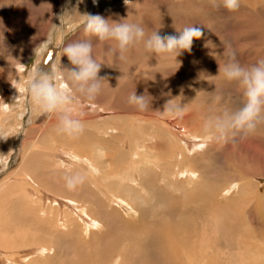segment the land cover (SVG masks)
<instances>
[{
  "label": "rangeland",
  "instance_id": "obj_1",
  "mask_svg": "<svg viewBox=\"0 0 264 264\" xmlns=\"http://www.w3.org/2000/svg\"><path fill=\"white\" fill-rule=\"evenodd\" d=\"M87 1L0 0V43L6 30L5 43L11 52L0 56V60H10L14 67L21 65V80L14 83L16 89L8 86L0 95V107L7 106L6 113L1 110L0 127L10 130L0 144V153L10 158L6 176L11 183L6 190L14 193L15 200L13 204L4 202L2 213L10 214L12 222L8 227L12 229L8 234L17 237L16 242L3 246L4 252L8 253L9 248L12 254L21 255L39 242L49 248L43 254L32 251L24 263L28 260L27 264H264V123L247 135H232L231 129L226 130L229 113L243 102V85L224 79L218 71L229 47L246 65L264 58V0H240L235 11L218 6L219 0L215 3L136 0L132 13H128L130 7L124 0H104L99 10L90 14H101L111 7L120 15L118 20L139 23L148 32L160 27L161 35H178V30L196 24L203 35L194 39L191 51L177 58L178 68L179 62L172 58L155 54L147 57L148 68L154 71L150 74L157 72L156 82L165 80L163 85L153 86L152 82L144 88L143 83L134 79L129 84L128 76L121 84V79L107 67L109 74L100 69L99 74L105 77L104 87L92 101L118 110L111 120H98L106 121V129L95 131L84 125L78 135L69 136L58 130L59 122L46 127L39 144L47 145L51 137L55 147L63 141L78 140L82 151L102 171L97 180H91L83 167L78 166H87L88 161L70 159L71 152L65 166L40 153L36 156L31 152L22 159L19 148L22 162L14 157L17 134L27 131L26 137H31L33 122L44 125L55 117L54 113L40 115L30 96L22 90L37 62L56 83L52 66L60 49L55 44L47 46L52 23H59L58 15L65 9L71 11L75 7L85 13ZM118 2H122L119 6L124 9H116ZM80 13L73 9L74 19L66 27V43L95 41L94 55L101 48L98 59L108 63L113 55L106 49L108 45L87 35L83 26H75L84 19ZM77 31L80 32L75 35ZM28 47L31 50L26 52ZM132 49L144 50L138 45ZM20 59L23 62L17 65ZM4 69L14 72L11 79L14 82L15 69L10 66ZM64 74L69 77L67 70ZM8 82L0 81V86ZM133 90L152 98L149 108L140 110L129 102ZM22 93L26 96L18 97ZM169 99V103L181 102L182 117H174L164 109ZM75 113L79 118L85 115ZM108 114L111 113L106 109L98 118ZM136 114L146 120L129 119ZM127 125H130L128 135L105 140L109 131H117L112 126ZM93 132L99 139H95ZM190 133L196 136L189 137ZM85 139L95 144L87 148ZM185 166L196 170L193 180L180 174ZM23 167L29 171L27 193L20 189L22 178L25 179ZM78 175L83 179L70 188L68 181ZM112 193L124 196L136 210H128ZM81 202L94 217L101 219L100 225L86 226L74 207ZM60 210L68 211L79 224L70 218L63 219ZM3 233L7 235L4 230ZM1 255L0 264H6ZM24 263L18 260L7 264Z\"/></svg>",
  "mask_w": 264,
  "mask_h": 264
},
{
  "label": "clouds",
  "instance_id": "obj_2",
  "mask_svg": "<svg viewBox=\"0 0 264 264\" xmlns=\"http://www.w3.org/2000/svg\"><path fill=\"white\" fill-rule=\"evenodd\" d=\"M79 2L80 0H77V3ZM93 2L95 3L96 0ZM124 2L128 5L129 0H124ZM213 2L215 3L216 0ZM221 5L229 11H235L240 7V0H219L218 6ZM73 9L80 13L75 7ZM73 9L71 11L65 9L60 13L58 15L59 23L51 22L53 29L47 37L48 47L55 44L57 48L61 49L59 62L55 68L56 83H53L47 73L43 71L42 64L37 62L32 67L22 89L30 96L32 104L39 109L40 115L63 113L59 117L58 130L69 136H75L82 132L84 123L77 115H73L76 109L71 95V84L60 83L63 79L61 56L66 55L70 64L75 66L67 68L69 78L73 83L79 85L80 92L89 100L95 99L102 92L105 79L99 74L102 64L105 63L94 55V45L91 40L66 43V27L74 19ZM81 15L84 19L75 26H83L87 35L106 43L113 56H118L122 60L125 59V54L130 49L136 45H142L148 58L153 54L156 57L172 58L179 62L178 68L180 61L177 58L183 52L191 51L194 39L203 35L202 28L196 24L187 25L178 30V35H161L158 31L160 27L148 32L141 24L129 22L126 19L113 20L98 13H83ZM5 31H3L2 43H0V56L11 54L5 43ZM225 55L226 60L222 66L219 65L218 71L222 72L224 79L242 84L244 97L241 106L229 113L225 128L226 130L231 129L232 135L237 133L247 135L264 123V58L246 65L240 62L235 50L230 47L226 50ZM151 99L149 95H138L135 90L129 96V102L140 110L149 108ZM169 101L170 99L166 102L164 109L174 117H182L184 109L181 102L169 103ZM9 135V129L0 127V138H6ZM82 179L83 177L78 175L75 180L68 181V186L71 188Z\"/></svg>",
  "mask_w": 264,
  "mask_h": 264
},
{
  "label": "bare ground",
  "instance_id": "obj_3",
  "mask_svg": "<svg viewBox=\"0 0 264 264\" xmlns=\"http://www.w3.org/2000/svg\"><path fill=\"white\" fill-rule=\"evenodd\" d=\"M135 1L136 0H134V1L131 0V3L128 4V7H130V9L128 10V13H132V9H133L132 7H133V4L135 3ZM103 2H104V0H96L95 3L93 2V0H88L87 1L88 8L85 11V13H89L90 14L93 11H98L99 7H100V3H103ZM121 3L122 2L116 3L117 4L116 9L120 8V10H121V8L123 7V6H119V4H121ZM112 5H114V4L112 3ZM122 9H124V8H122ZM115 13L116 12H114V10H112V8L110 7V8H108L107 11L105 10V12L101 13V15L104 16V17H107V18H111L113 20H118V17L120 15H118V13H116V14ZM119 14H121V13H119ZM122 14H123V12H122ZM79 32L80 31H77L75 33V35L77 33H79ZM78 35L81 36V34H78ZM94 42H92V43L94 44ZM138 46H142V45H138ZM106 49L108 50V47ZM29 50H31V48L28 47L26 52H28ZM100 52H101V48H98L97 49V53H96L97 59L99 58ZM60 55H61V49L56 54V57H55V60L53 62V66H52V69L54 70V80L55 81H56V75H57V72H56L55 68H56V64L59 62ZM110 57H111V61H109L108 63L104 62L105 64H102V67H101V69L103 70L102 72L105 73V74H109V73L112 72L115 76H118V78L121 79V84L123 83L124 78L127 77V76L131 78V80L129 79V81H128L129 84H132L131 81H132V79H134V80H136L138 82V84H142L143 83L144 88L149 87L152 82H155V83H152L153 86L155 84L163 85L164 82H165V80L156 82V76H159V74L157 72H155V75H153L154 71H150L149 70V68H148L149 59H147L148 55L142 49H139V50L130 49L125 54V59H123V60L120 59L118 56L111 55ZM103 59H106V56L103 57ZM98 60H101V59H98ZM22 62H23V60L20 59L17 65H20ZM67 64H68V67L65 66ZM109 65H111V66H109ZM5 66H10V67L15 69V73L17 74V77H16L14 82H11V79H12V77L14 75V72H10L9 70H5L4 69ZM20 67H21V65L14 67L13 62L10 61V60H6V59L0 60V81H1V84H5L6 80H9V82L6 84V86H3V85L0 86V91H1L0 95L2 93H4V91L7 90L8 86H11L12 89H16V85L14 83H19V81L21 80V72L19 70ZM69 67H71V64L68 63V61H66L64 55H62L61 56V68H62L63 79L60 81V83L61 84H69V85L71 84L70 85L71 86V95L73 97V104H74V107L76 109L75 112H77V113L78 112H81V113L85 112L84 117L80 118L81 120H83V123H84L85 126L91 127L95 131L98 130V129H102V128L106 129L108 127L105 124L106 121L100 122L98 120H111L113 118V115L118 114V110H116L115 108H109L108 106H104V105H102L99 102L89 100L86 97L82 96L81 92L78 89L79 86L76 83H73L70 80V78L67 77L64 74L65 71L67 70V68H69ZM106 67L111 72L107 71ZM7 71H8V73H7ZM150 73H153V74H150ZM153 76H155V77H153ZM151 78H155V79H151ZM166 86H167V83H166ZM25 96H26V93H22V94L18 95V97H25ZM0 99H1V96H0ZM85 102H86V104H84ZM6 108H7V106H4V108L0 107V113H1V110L3 111V113H6V111H7ZM33 108H36V106L33 105ZM99 109H102L103 112H98ZM106 109H109V112L111 114H108L106 117L98 118V116L103 115V113L105 112ZM75 114H73V115H75ZM62 115H63V113H58V112L54 113L53 116H55V117L49 118V120H47L44 125H36L33 122V124L30 127L32 129V131H33V134L31 135V137H26V135H29V133L27 131L22 132V134L20 132L19 135L17 134L15 136V141L18 142V145H17V150H16V152L14 154V157H16V158L18 157V161L22 162V159L27 154H29L31 152L35 153L36 156L38 155V153H40L42 155L49 156L51 159L53 158L54 162L57 165L61 166L63 164V166H65L64 161L68 160V152H71L72 154L69 155L70 159L82 160V159L85 158V160L88 161V165L87 166L81 165V164H79L78 166L79 167H83V169L85 171V175L87 177L89 176L91 178V180H97V178L102 175V171H101L99 165L96 162H94L91 158H89L82 151L78 140L63 141L60 145L55 147V141L51 137L50 138L51 142L50 143L48 142L47 145H42L43 143L41 145L39 144L40 138L43 137L42 136L44 134L43 132L45 130H47L48 127L52 126V124L54 122H59V117L62 116ZM129 119L130 120H146V118H143L139 114L132 115V116L129 117ZM129 127H130V125H127V126H124V127L123 126H121V127L112 126L111 128H115L117 131H109V133L107 131V133L109 135V138H106L105 140H111L112 137H119L120 135H125V136L128 135L130 133ZM120 131H122V132H120ZM187 132H189V131H187ZM93 133L95 135V139H99L98 138V134L96 132H93ZM191 136H196V135L193 134V133H190L189 137H191ZM44 138H45V136H44ZM5 140H6V138H0V144L4 143ZM85 142H86L85 146L87 148H89L91 145L95 144V141H89L88 139H85ZM187 143H188V145L190 147L191 144L189 142H187ZM181 145L183 146L182 143H181ZM18 148L21 149V151H22V153H21L22 159H21V157H19L20 151H19ZM61 152L64 153V156L60 154ZM137 154H141V153L137 152ZM56 156L58 157L57 160H55ZM9 160H10V158L8 156H5V155L0 153V168H2V170H0V179H1L0 180V193H1L0 194V246H2V248H3L2 249L0 247V254H2L1 255L2 259H6V262H5L6 264L7 263H13V262H16L18 260H19V262L21 261V262L24 263V261L26 260V258H28V256L31 254L32 251L36 250L39 253L43 254L46 251L45 249H48L49 247L45 246L42 243H39V242L36 243L35 241H33V243H36V244L33 245V248L32 249H25V252H23L21 255H20V253L17 254V255L12 254L11 251H9V248H6V247L5 248L8 250V253L4 252V247L3 246H5L7 244L9 245L12 242H16V239H17V237L15 235H10L9 236V234H8V231L9 230L11 231V229H12V228H9L10 227L9 224H11V222H12L10 220V214H5L3 216V213H2L3 212V204H4V202L8 201L9 203L13 204L14 201H15L14 199H12V197L14 196V193L9 191V190H6L8 188V186H10V183H11L10 177L6 176V174H7L6 173V168H7V165L9 163ZM32 162L33 161H31L30 163H32ZM52 164H53V162H52ZM72 166L75 167V165H72ZM23 169H24V175H25L24 177H25V179L22 178L24 180V182L22 183L20 189L23 192L27 193L29 191V187H28V185L26 183V175L29 174V171H28L27 168L23 167ZM184 169L185 170L183 172H180V174H183L186 178L193 180L194 177H195V174H196L195 173L196 170L193 169L192 167H188V166H185ZM185 174H187V175H185ZM28 177H29L30 180L33 179V177L30 176V175ZM97 185H98V183H97ZM33 195H34V193H33ZM57 195L61 196L63 198H66L67 200L79 202V200H77L76 198H73V197H70V196H67V195H63V194H57ZM112 195H113L115 200H118V201H120L122 203L124 202L130 208L128 210H131V211H135L136 210L134 207L131 206L130 202L127 201V199L124 196H121V195H118V194H114V193H112ZM44 198H45V196H44ZM47 198L51 199L49 195L47 196ZM49 201H51V200H49ZM44 202L45 201H43V203ZM49 206H50V204H49ZM74 207L77 209V211L82 216L83 221L86 224V226H89V225H100L102 223L101 219H98V218L94 217L90 213L88 208L85 206L84 202L76 203V205H74ZM68 208H70L69 205H68ZM58 212L63 214V217H64L63 219H65V218H70L71 219L72 218L70 216V214L68 213V211L60 210ZM78 212H76L77 216H79ZM13 214L14 213H11V215H13ZM12 217L14 218V220H16V216H12ZM72 221H75L77 224H79L75 219H73ZM2 229L7 232V235L3 233ZM186 258L189 259L188 257H186ZM27 262H28V260H27ZM27 262L24 263V264H27ZM2 263H4V262H2Z\"/></svg>",
  "mask_w": 264,
  "mask_h": 264
}]
</instances>
